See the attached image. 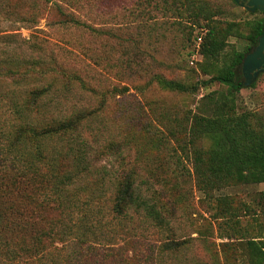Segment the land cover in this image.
<instances>
[{"label":"trees","instance_id":"16d2710c","mask_svg":"<svg viewBox=\"0 0 264 264\" xmlns=\"http://www.w3.org/2000/svg\"><path fill=\"white\" fill-rule=\"evenodd\" d=\"M59 1L0 0V14L10 22L34 25L51 9L58 24L81 26L93 32L90 26L63 12ZM174 1L196 25L202 22L200 29L213 16L199 0ZM43 3H50V7H42ZM163 3L167 4L164 0ZM173 11L176 13L174 8ZM253 23L249 43L255 46L264 29V18ZM231 30L228 24L223 33L210 27L204 36H195L194 42L201 38L199 52L205 62L212 63L222 55L224 40ZM98 33L105 36V32ZM16 38V35L0 36L15 39L14 43ZM39 41L34 40L32 47L38 46ZM30 58L33 62L27 65L34 70L9 77L16 80L14 85L21 91L16 94L13 90L5 98L10 125L4 132L0 129V264H68L66 258L71 252L78 261L83 259L87 263L98 250L91 240L100 245L105 237L111 240L116 236L113 228L105 230V215L110 221L125 222L127 234L138 229L135 221L147 225L163 235L161 253L177 252L184 242L175 240L170 226L171 185L165 175L158 173V160L146 154L128 158L132 150L128 134L119 135L118 130L113 133L107 129L110 125L106 121L105 125L101 122L104 98L94 101V106H82V99L72 95L79 79L69 68L49 60V55L43 53ZM243 58V52L234 51L228 62H223L204 81V86L218 83L227 88L226 92H211L202 98L209 113L203 112L202 104L197 112H189L187 116L184 133L192 150L197 184L206 192L264 183V122L253 113L239 111L234 101L235 93L243 87L236 79V69ZM7 59L1 63L20 67L14 57ZM159 82L163 88L187 92L178 82L164 79ZM84 92L91 91L85 88ZM137 114V118L129 117L130 128L135 120L141 123L140 129L151 128L146 124V116L143 123L142 114ZM125 132L122 131L123 135ZM158 133L156 130L153 138L164 150L159 145L164 137L159 138ZM203 139L210 141L205 152L199 148ZM169 149L176 152L171 146ZM137 152L143 153V149ZM168 156L176 160L173 165L178 177L185 178L183 160L177 154ZM60 161L67 164L62 174L57 171ZM103 185L108 188L106 199ZM58 243L66 249L58 247ZM246 247L252 264H264L261 239L247 241Z\"/></svg>","mask_w":264,"mask_h":264},{"label":"rangeland","instance_id":"374dc122","mask_svg":"<svg viewBox=\"0 0 264 264\" xmlns=\"http://www.w3.org/2000/svg\"><path fill=\"white\" fill-rule=\"evenodd\" d=\"M199 1L213 14L202 29L198 27L202 22L196 25L184 8L172 0H164L167 4L163 0L59 1L63 12L90 26L93 32L81 26L58 24V17L51 9L34 25L10 22L0 14V36L18 37L16 43L12 42L15 39H0V63L14 57L15 64H20V67L0 64V129L4 132L10 125L5 98L13 90L16 94L21 91L14 85L16 80L9 77L34 70L27 65L33 62L30 57L43 53L49 55V60L64 64L79 79L72 95L82 99V106H94V101L104 98L101 122L105 125L106 121L110 125L107 129L113 133L118 130L119 135L128 134L132 149L128 158L144 154L156 158L158 173L165 175L171 185L170 226L175 240L184 242L177 252L161 253L163 235L147 225L135 221L138 229L127 234L125 222L110 221L105 215V230L113 228L116 236L111 240L105 237L100 245L91 240V245L98 250L88 262L78 261L71 252L66 258L70 261L68 264H252L246 242L251 239L264 242V196H261L264 183L206 192L197 184L192 150L184 133L189 112H197L203 104V112L209 113L207 102L202 98L211 92L227 90L218 83L204 86V81L223 62H228V56L234 51L243 52L244 56L253 51L255 46L249 43L251 25L264 18V14L245 11L232 0ZM41 6L48 9L50 3ZM228 24L232 30L224 40L222 55L212 63L205 62L199 50L196 51L195 36H204L210 27L223 33ZM99 31L105 32V36ZM36 39L40 40L38 46L32 47ZM236 71V79L243 84L241 65ZM159 79L178 82L187 92L163 88ZM85 88L91 92L86 94ZM234 98L239 111L253 113L264 122V71L249 86L243 85ZM137 112L142 114L143 123L146 116V124L151 128L140 129L139 120L130 128L129 117L137 118ZM126 127L134 132L126 131ZM121 130L126 131L124 135ZM156 130L159 138L164 137L159 144L164 150L153 138ZM209 145L210 141L203 139L199 148L205 152ZM140 148L143 153L137 152ZM171 154L183 160L187 174L183 181L173 165L176 160L168 156ZM66 168L67 164L60 161L57 171L62 174ZM102 189L106 199L108 188L103 185ZM57 245L66 249L65 245Z\"/></svg>","mask_w":264,"mask_h":264},{"label":"water","instance_id":"95a60500","mask_svg":"<svg viewBox=\"0 0 264 264\" xmlns=\"http://www.w3.org/2000/svg\"><path fill=\"white\" fill-rule=\"evenodd\" d=\"M245 11L254 13L264 12V0H232ZM241 70L244 77L243 85L249 86L256 76L264 71V29L259 37L253 51L244 56L241 63Z\"/></svg>","mask_w":264,"mask_h":264},{"label":"built area","instance_id":"2783aa9c","mask_svg":"<svg viewBox=\"0 0 264 264\" xmlns=\"http://www.w3.org/2000/svg\"><path fill=\"white\" fill-rule=\"evenodd\" d=\"M201 43V38L200 37H197L196 38V43H195V47H196V51L199 50V44Z\"/></svg>","mask_w":264,"mask_h":264},{"label":"flooded vegetation","instance_id":"af4514ba","mask_svg":"<svg viewBox=\"0 0 264 264\" xmlns=\"http://www.w3.org/2000/svg\"><path fill=\"white\" fill-rule=\"evenodd\" d=\"M251 52H252V51H251ZM251 52H250V53H251Z\"/></svg>","mask_w":264,"mask_h":264}]
</instances>
